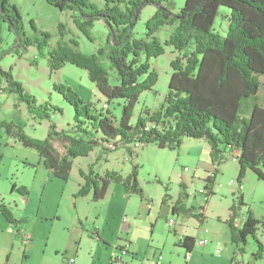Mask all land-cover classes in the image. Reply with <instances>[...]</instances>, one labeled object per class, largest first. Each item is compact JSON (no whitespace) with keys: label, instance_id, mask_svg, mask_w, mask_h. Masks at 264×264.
<instances>
[{"label":"trees","instance_id":"1","mask_svg":"<svg viewBox=\"0 0 264 264\" xmlns=\"http://www.w3.org/2000/svg\"><path fill=\"white\" fill-rule=\"evenodd\" d=\"M46 1L69 11L77 28L90 40H94L95 21L103 20L109 27L106 45L97 52H82L75 47L76 39H71L75 46L63 39L70 32L67 24L61 23L58 26L61 37L56 46L50 47L49 32L39 30L31 19L35 34H28L18 5L12 0H0V60L7 52L2 47L6 32L14 37L12 45L18 43L15 49L27 50L35 46L40 55H45L44 48H48L51 71H57L67 63L87 70L89 78L105 97L106 106L99 107L95 101L83 99L64 83L55 84L54 90L74 109L70 129H57L51 117L62 112L61 107L49 101L40 103L0 64V106L2 91L13 93L16 102L25 104L34 120L50 122L46 137L39 139L25 133L13 120L0 119V144L3 133L17 137L24 146L37 151L51 175L62 180L70 178L74 158L88 156L99 146L108 152L123 147L133 163L128 176L108 170L101 174L94 170L93 164L87 171L80 170L83 182L74 195L81 197L92 192L94 202L102 200L110 185L116 182L123 185L128 195L138 193L145 198L138 178L139 164L133 161V146L154 142L161 148L176 149L184 137L204 139L210 145L214 168L205 178L207 201L214 193L217 172L229 156L237 158L239 185L248 170L264 180V98L260 95L264 90L261 80L264 78V0H185L178 12L170 7L173 0H103L102 5L96 0ZM149 3L156 4V10L146 21L145 36L137 37L135 24L142 8ZM221 7L230 9L226 16V35L219 34L214 28ZM172 24L176 28L165 41L157 37V31ZM166 45H172L178 51L176 58L171 60L174 71L169 90L156 110L144 107L132 123L140 94L153 90L157 83L158 73L149 59L162 55ZM116 99L124 100L119 120L110 110V104ZM54 139L63 142L64 153L55 146ZM108 145H112V149ZM181 185L183 189L172 204L171 213L183 212L203 222L204 207L199 212L187 207L185 200L189 192L184 181ZM19 192L21 195L29 193L25 186L20 187ZM169 197L166 193L162 202L166 203ZM243 205L246 203L241 193L228 220L231 239L237 247L232 262L238 253L244 252L243 246L249 236L258 240L256 231L263 223L248 209L241 223L236 225L235 217ZM0 212L15 223L17 235L24 238L27 218L15 219L9 206L1 200ZM195 243V236L184 235L177 244L190 254ZM258 243L253 254L256 260L263 258L264 253V244L260 240Z\"/></svg>","mask_w":264,"mask_h":264},{"label":"rangeland","instance_id":"2","mask_svg":"<svg viewBox=\"0 0 264 264\" xmlns=\"http://www.w3.org/2000/svg\"><path fill=\"white\" fill-rule=\"evenodd\" d=\"M96 1L100 5L103 4V0ZM12 2L20 9L28 34H35L31 27V19L35 21L39 30L50 33V47L56 46L61 37L58 28L61 23H66L70 32L65 34L63 39L71 46H75L71 39H76L78 44L75 47L82 52H97L108 42L109 27L103 20L95 21L92 28L94 40H90L77 28L71 18V13L67 10L56 8L46 0H12ZM184 3L185 0H173L170 7L174 12H178ZM156 7V4L149 3L142 8L135 24V36H145L146 21L155 12ZM219 13L215 18L214 28L219 34L226 35L228 31L226 16L230 13V9L221 7ZM175 28L176 25L173 24L164 26L157 31V37L165 41ZM5 36L6 40L2 47L7 52L1 57V66L19 79L27 91L33 93L40 103L49 101L61 107L62 112H57L51 117L57 129H70L69 124L73 122L74 109L60 93L54 90L55 84L64 83L77 91L83 99L95 101L99 107L103 106L106 101L105 97L99 92L95 82L89 78L87 70L67 63L57 71H51L48 62V48H44L45 55H40L35 46H30L27 50L15 49L18 43L11 44L13 35L6 32ZM177 53L178 51L176 52L172 45H166L162 55L149 59L151 66L157 70V83L153 90H146L140 94L134 107L132 123H135L144 107L156 110L162 104L169 90L170 76L174 71L171 60L176 58ZM106 65H108L107 61ZM260 95L264 98V90ZM2 100L0 119L13 120L33 138L46 137L50 126L48 120H34L25 104L20 103L19 105L16 102V94L2 91ZM123 104V99H116L110 104V110L117 120L122 116ZM53 142L59 151L64 153L63 142L58 139H54ZM133 147L135 149L133 161L139 164V183L146 198L141 199L138 193H133L130 200L126 202L123 194L121 195L115 188L104 201V206L109 209L110 222L113 216L118 217L119 214H125L131 221L130 227L135 226L136 239L140 243L137 247L135 246L137 257L123 256V260H126L124 264H141L145 259L156 263V258L160 253L162 254L160 260L163 264H185V252L176 245L179 238L178 234L174 233V228H170L168 224L169 217L174 218L177 224H182L188 232L196 236L197 250L198 246H202L198 244L201 238L206 240L207 246L217 247L219 241L222 243L219 251L210 250V257L204 260L195 258L194 264H225L220 256L228 249L236 251L237 248L231 239L228 220L233 214L232 207L237 206V199L241 193H243L246 205L238 209L239 214L235 217V224H240L248 209H251L254 215L263 222L259 225L256 235L258 240L264 244V180H260L253 171L248 170L242 184L239 185L237 180L239 164L236 157L229 156L223 163V167L219 168L214 193L207 201V194L199 193L201 189H206L205 178L213 170V168L210 170L212 167L211 148L207 141L184 137L180 147L176 149L161 148L154 142ZM124 150L121 147L108 152L99 146L88 156L74 158L71 169L72 178L68 182H62L47 171L36 150L24 146L17 137L3 133V140L0 144V200L9 206L15 219L27 218L24 231L29 230L34 240L28 236L24 241L25 236L22 238L17 235V237L15 233H12V227L9 224L17 228L15 223L8 221L0 212V264H70L67 256L74 255V248L77 245H80L81 249L78 264H107L110 256L114 255L113 245L99 241L98 236L92 231L95 223L94 214L100 210V203L84 201L76 207L74 199L65 196V192L81 176L80 170H89L90 164H93L94 170L96 172L99 170L101 174L108 170L118 171L124 177L128 176L132 171L133 163ZM99 152L98 160L96 157ZM108 158L110 164L107 163ZM48 178L52 180V184ZM183 181L189 192L185 200L186 206L191 209L195 208L194 211L197 212L201 211V207L206 206V216L203 222L183 212L171 214L170 206L180 196ZM63 185H66L64 186L66 191L63 190ZM22 186L28 189V195L20 194L19 188ZM52 186L57 187L56 190L42 198L41 194L45 188L50 190ZM166 193L170 197L166 203H162ZM148 203H150L149 212L145 207ZM40 208H42V215L38 217L36 214ZM79 218L82 220L83 227L78 222ZM123 222L125 223L124 218ZM109 235L110 232H107L108 240H112ZM258 240L249 236L247 244L243 246L244 252L238 253L236 261L234 260L231 264H237V261H240V264L250 262L264 264V253L263 258L259 260L254 259L253 256L258 249Z\"/></svg>","mask_w":264,"mask_h":264},{"label":"crops","instance_id":"3","mask_svg":"<svg viewBox=\"0 0 264 264\" xmlns=\"http://www.w3.org/2000/svg\"><path fill=\"white\" fill-rule=\"evenodd\" d=\"M261 80H262L263 87H264V81H263L264 78L263 79L261 78ZM98 157H100V152L98 153V156L96 158L98 159ZM107 163L110 164L109 158L107 159ZM98 164H99V162H98ZM223 165L224 164H222L220 168H222ZM212 168H214V164L213 163H212V167L210 168V170H212ZM97 171L99 172V170H97ZM53 177L56 178V179L62 180V178H60V177H56V176H53ZM50 178H51V176H50ZM50 178H48V180H49L50 184H52L53 182H52V180ZM71 178L72 177L70 176V178L68 180H62V182H68ZM82 182H83L82 177L81 176L78 177L77 181L74 182L73 185H71V187L68 189L67 192H65L66 193L65 196H67L68 198L71 197V198L74 199V203L76 204V207L80 206L81 203H84V201H92V198H91L92 195H93L92 192L87 194V195H85V196H81V197H77V196L74 195L76 193V191H78V189L80 188V185H81ZM64 186H66V185H63V190L66 191V187H64ZM56 188L57 187L52 186V187H50V190H47V187H46L44 192L41 194V197L43 198L47 194L50 195L51 193L54 192V190H56ZM115 188L118 189V191L121 193V195L123 194L122 196L126 199V202H128L130 200V196L132 194L128 195L125 192L124 187H123V185L121 183H119V182L112 183L110 185V188H109V191H108L107 195H105V197L102 200L98 201L100 203V210L97 211V213L95 212V214H94L95 223H94V225L92 227V231H94V233L98 236L99 241L102 240V241L106 242V244L109 243L108 245H110V246L113 245V248H114L113 254L114 255L110 256L109 262L107 264H113L112 263V257L115 256L116 254H118L119 251H120V248L122 249L124 246H127V248H128V252H127L126 256H130L131 255L130 256L131 258L137 257V251L135 250V246L137 247L138 245H140V243L137 242V239H136V231L134 229L135 226L132 227V228L130 227L131 226V221L129 220L127 215L119 214L118 217H114L113 216L112 217V222H110V220L108 219V210L109 209H107V207L104 206V201L106 200V198L110 194L111 190L115 189ZM145 198H141V199H145ZM92 202H94V201H92ZM98 202H94V203L97 204ZM42 203H43V199H42ZM149 204L150 203L145 205V207L147 209V212L150 211ZM42 208H40L39 211H37L36 216H38V217L40 216L41 217ZM170 208H171V212H172V205L170 206ZM205 208H206V206L204 207L203 218H204V216H206L205 215V213H206L205 212ZM78 214L81 215L79 213V211H78ZM147 215H149V214H147ZM124 217H127V220H128L125 223L123 222V218ZM170 218H172V217H169V219ZM78 222L83 227V223H82V220L80 218L78 219ZM9 226L12 227V233H15V235L17 236L18 233H17V229L15 228V226L13 224H9ZM201 226H203V225L201 224ZM173 228H174L173 229L174 233L176 235L178 234V238H180V236H184V235L193 236V234L188 232L185 229V227L182 226V224H177V222H176L175 227H173ZM205 231L207 232V229H205ZM107 232L108 233L110 232L109 236L112 237V240H108ZM23 236H25V237H28V236L30 237L31 236L30 239L34 240V238L32 237V234L27 229H26V231H23ZM195 238H196V236H195ZM200 240H205V239L201 238V239L198 240V242ZM178 241H179V239H178ZM196 243H197V239H196ZM206 243H204L202 246H198L199 247L198 250L196 249L197 246L194 244V247H193V249H192V251L190 253L191 258H189V262H187L185 260L186 254H187L185 248H182V246L178 245L177 243H176V245L178 247H181L183 249V251L185 252V258H184L185 264H194V259L195 258L204 260L208 256L209 257L211 256V254H210L211 251L210 250H212V252L214 250H217L218 247L207 246L208 244H206ZM74 249H75L74 250V255H68L67 256V260L69 261L70 264H78V258H79L80 251H81L80 245H77ZM234 256H235L234 249H232V250L228 249V250H226V252H224L222 254V256H220V258H222L223 263L228 264V262H229V264H231V263H233L231 261V258H233ZM160 257H162L161 253L156 258L155 262L157 264H163L161 262V260H160ZM71 258H74L73 262H70ZM124 261H126V260L124 259ZM156 263H153V262H151L149 260H146V259L141 262V264H156ZM238 263L240 264V261H238L237 264Z\"/></svg>","mask_w":264,"mask_h":264},{"label":"built area","instance_id":"4","mask_svg":"<svg viewBox=\"0 0 264 264\" xmlns=\"http://www.w3.org/2000/svg\"><path fill=\"white\" fill-rule=\"evenodd\" d=\"M104 106H106V104H104ZM137 144H139V143H137ZM139 146H140V145H139ZM110 147H112V145H110ZM206 192H207V189H201V190L199 191V193H202V194H203V193L206 194ZM124 221H125V222L128 221V220H127V217H124ZM168 224H169L170 228L175 227L176 222H175L174 218H170V219L168 220ZM26 240H27V238L25 237V238H24V241H26ZM204 243H206L205 240H200V241H199V245H203ZM221 244H222V243H221L220 241L217 243V247H218L217 250H218V251L222 248V247H221ZM127 252H128V248H127V246H124L122 249L120 248L119 253L116 254L115 256H113V258H112V263H113V264H124L123 256H125V255L127 254ZM189 258H191V256H190L189 253H187V254H186V258H185V260H186V261H189ZM70 261L73 262V261H74V258H71Z\"/></svg>","mask_w":264,"mask_h":264}]
</instances>
